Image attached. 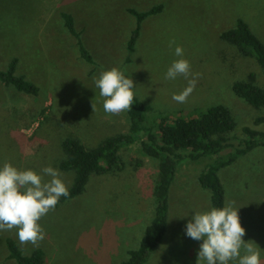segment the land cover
<instances>
[{
  "label": "rangeland",
  "instance_id": "374dc122",
  "mask_svg": "<svg viewBox=\"0 0 264 264\" xmlns=\"http://www.w3.org/2000/svg\"><path fill=\"white\" fill-rule=\"evenodd\" d=\"M159 3L164 4L163 10L143 20L130 54L127 43L137 19L128 8L144 11ZM62 12L73 15L94 63L80 56L77 38L65 26ZM240 17L264 42V0H0V69H7L16 57L17 74L39 86L34 95L0 81V167L11 163L19 170L41 174L51 166L69 188L75 171L59 167L67 156L66 138L76 137L95 147L106 136L129 130L127 110L106 113L105 98L95 84L102 71L114 67L133 79L136 94L152 106L145 123L154 131L162 114L214 104L232 110L237 123L234 145L245 136V126L264 131V122L255 123L264 116V107L251 105L233 90L234 82L246 79L250 72L264 86L263 70L254 57L244 56L221 38ZM171 40L176 43L170 48ZM176 46L183 48V57L175 55ZM129 55L132 60L127 62ZM181 58L190 62L193 74H200L186 103L172 97L188 86V80L165 79L170 65ZM121 153L126 162L123 171L93 173L83 193L41 218L46 236L39 246L22 245L17 229L0 231V264H16L7 257L8 237L25 254L43 248V264H116L126 259L127 251L138 247L154 214L158 160L144 154L139 141L125 145ZM213 159L188 156L177 164L169 192V225L145 264H197L203 240L188 237L186 225L195 212L212 208L211 191L197 184ZM219 175L226 205L239 209L246 229L243 239L258 248L264 264V146L221 168Z\"/></svg>",
  "mask_w": 264,
  "mask_h": 264
},
{
  "label": "trees",
  "instance_id": "16d2710c",
  "mask_svg": "<svg viewBox=\"0 0 264 264\" xmlns=\"http://www.w3.org/2000/svg\"><path fill=\"white\" fill-rule=\"evenodd\" d=\"M163 8V3L144 11L128 8L137 19V25L127 43L130 54L135 50L143 20L151 14L161 12ZM62 17L65 26L77 38L80 56L89 63H94L95 59L84 45L81 31L76 28L73 15L62 12ZM221 38L235 45L244 56L254 57L264 73V42L245 19L238 18L234 27L221 33ZM131 60V55L127 56L126 61ZM17 63L18 59L14 57L7 69H0V81L19 91L37 95L39 86L25 75L17 74ZM124 75L130 78L126 73ZM233 90L251 105L257 108L264 107V86L257 83L255 72H250L246 79L235 81ZM133 91V106L131 110H127L130 121L127 132L106 136L95 147L86 146L76 137L66 138L63 141V148L67 156L59 162L61 169L74 170L75 177L69 187L70 195L60 197L56 206L83 193L93 173L123 171L126 162L121 149L125 145L139 141L142 152L158 160L153 190V217L146 226L138 247L129 249L127 258L116 264H145L150 252L162 242L168 227L169 190L176 174L177 164L181 160L188 156L192 159L214 157L199 174L198 181L201 187L211 191L212 207H224L226 196L219 175L220 169L251 150L264 146V131L250 126L244 127L245 136L238 138L239 145H234L232 136L237 123L231 108L225 104H214L206 109L195 107L191 111L179 110L162 114L158 131H154L145 123L146 112L152 110V106L141 100L134 89ZM44 111L45 109L42 113ZM261 122H264V116L255 119L256 124ZM187 151L190 153L188 154ZM138 165L140 164H135L136 167ZM5 241L8 249L7 257L13 258L16 264H43L46 260L43 248L38 247L31 253L25 254L13 238L8 237Z\"/></svg>",
  "mask_w": 264,
  "mask_h": 264
},
{
  "label": "clouds",
  "instance_id": "9594fccd",
  "mask_svg": "<svg viewBox=\"0 0 264 264\" xmlns=\"http://www.w3.org/2000/svg\"><path fill=\"white\" fill-rule=\"evenodd\" d=\"M169 41V47L175 45ZM183 48L175 47V55L183 57ZM183 76L188 86L172 99L186 103L195 90L199 73L193 74L190 62L181 58L168 68L165 79L174 80ZM99 94L104 97L106 113L117 115L131 110L134 99V81L127 78L118 68L102 71L95 81ZM95 110V104L93 103ZM44 176L50 177L45 181ZM70 195L69 188L61 178L58 169L47 166L38 174L35 170H19L11 163L0 167V231L17 229L22 245L39 246L46 233L39 221L55 209L60 197ZM246 229L241 225L239 209L231 204L212 207L204 212H195L186 225V235L193 240H203L197 257V264H262L260 251L251 241L243 237Z\"/></svg>",
  "mask_w": 264,
  "mask_h": 264
},
{
  "label": "crops",
  "instance_id": "0c3cea01",
  "mask_svg": "<svg viewBox=\"0 0 264 264\" xmlns=\"http://www.w3.org/2000/svg\"><path fill=\"white\" fill-rule=\"evenodd\" d=\"M47 103H49L48 101H47ZM113 124H115V122H112ZM175 178V177H174ZM199 182V181H198ZM172 185V184H171ZM197 186L198 187H201V185H200V183H198L197 184ZM171 187V186H170ZM203 190H204V188L203 187H201ZM169 192H170V190H169ZM209 198L211 199V195L209 196ZM168 225H169V220H168ZM6 240V239H5Z\"/></svg>",
  "mask_w": 264,
  "mask_h": 264
}]
</instances>
